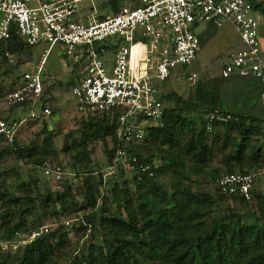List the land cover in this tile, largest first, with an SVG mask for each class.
<instances>
[{
	"label": "trees",
	"instance_id": "1",
	"mask_svg": "<svg viewBox=\"0 0 264 264\" xmlns=\"http://www.w3.org/2000/svg\"><path fill=\"white\" fill-rule=\"evenodd\" d=\"M247 1L252 11L259 10L264 15V9L255 0ZM108 4L115 9L113 0H108ZM28 48L16 36L10 37L3 47L17 59L13 64H9L6 58L0 61V65L7 66L0 75L10 76L6 91L0 88V100L15 87L20 75L16 71L18 56ZM221 83L222 78H207L205 81H197L196 78L192 87L196 89L194 99H182L174 93L159 95L161 127L146 128L142 141L132 145L130 150L138 163L148 166L152 175L148 177L147 173H142L139 180L133 175L135 197L127 189L112 185L113 209H110L105 196L99 195L98 187L106 186L101 175L86 174L80 178L79 201H75L64 178L58 182V190H45L44 193H39L35 181L31 185L22 182L18 188L19 197L8 191L2 180L0 264H56L54 256L67 245V232L62 225L54 231L40 234L13 252L1 248V243L11 242L15 233L33 230L29 218H56L55 204L62 216L70 206L73 212H83L78 230L92 236L101 234L100 243L89 244L84 254L73 255L68 264H264V221H260L264 220V215L260 213V217L263 216L260 218L255 211L235 209L222 214L219 210L225 199L239 205L255 199L257 204H261L255 188L248 202L238 197L226 198L218 193L216 178L211 192L207 193L204 188L192 187L186 171V165H193L203 172L215 155L219 156L226 173H247L253 168H264V119L223 111L219 99ZM42 84L40 105L45 106L52 87L46 82ZM170 101H174L175 107L165 106ZM18 107L3 110L4 118L7 120L14 116ZM201 111L228 114L229 119L224 123H212L210 134L205 132L204 119L195 118L192 125H185L183 112ZM95 117L81 122L77 131L79 141L74 148L63 147V151L70 153L71 166L80 171L89 161L86 143L102 142L106 148V164L113 149L120 145L115 135V116ZM70 137L71 133L65 135L67 139ZM253 137L261 144L251 145ZM53 138L51 129L43 121L42 128L27 143L15 146L14 150L0 145V156L6 155L39 168L43 162H50L51 157H55ZM150 148L160 155L156 166L150 163ZM122 173L125 172L118 169L114 177ZM99 200L101 204L98 206Z\"/></svg>",
	"mask_w": 264,
	"mask_h": 264
},
{
	"label": "built area",
	"instance_id": "2",
	"mask_svg": "<svg viewBox=\"0 0 264 264\" xmlns=\"http://www.w3.org/2000/svg\"><path fill=\"white\" fill-rule=\"evenodd\" d=\"M0 0V61L14 62L3 47L16 36L27 47L47 45L36 64L26 68L15 87L6 93L3 110L19 106L16 114L5 119L0 109V145H20L18 134L29 121L51 115L40 105L43 82L53 78L44 70L45 55L58 45L66 59L77 69L71 94L81 116L114 115L116 139L109 162L102 170V180L114 177L118 169L150 177L147 165L138 163L131 147L142 141L146 128L161 127L162 103L158 86L173 69H183L196 57L198 39L195 30L202 24L218 26L228 23L236 32L242 48L230 53L222 65L220 77L231 75L258 83L259 116L264 119V55L257 36V24L247 0ZM98 5V8H97ZM100 12L98 13V10ZM111 52V66L106 69L101 57ZM196 74L185 76L188 87H194ZM39 104V105H38ZM19 109L27 111L19 117ZM228 114L205 115V129L212 123H224ZM145 122H149L145 125ZM42 176L52 183L63 178L62 167L49 161L40 167ZM264 168L247 173H222L215 187L223 197L250 201L252 189ZM44 231V232H43ZM39 231L17 232L2 249L18 250L37 236Z\"/></svg>",
	"mask_w": 264,
	"mask_h": 264
},
{
	"label": "rangeland",
	"instance_id": "3",
	"mask_svg": "<svg viewBox=\"0 0 264 264\" xmlns=\"http://www.w3.org/2000/svg\"><path fill=\"white\" fill-rule=\"evenodd\" d=\"M255 3L259 4L264 9V0H255ZM99 12L100 9L98 10V13ZM253 18L257 24L258 39L260 40L261 45L264 46V15L259 10L253 11ZM195 33L198 39V51L196 57L183 69L176 68L171 71L170 77L163 84L158 86L159 95L163 93L175 94L176 91L182 99H194L196 89L188 87L184 80L185 76L191 73H196L197 81H205L207 78H218L221 80L219 76L220 70L222 65L227 61L229 54L242 48L236 32L228 23H221L218 26L202 24L198 26ZM46 48L47 45L45 44L29 47L25 53L18 56L19 64L16 71L21 74L26 68L36 64L40 59V56L44 54ZM110 53L111 52L108 51L101 57L106 69H109L111 66L112 57ZM13 59L16 60L17 57H14ZM45 60L44 70L53 78V80L47 84L51 85L52 89L48 93L49 100L45 104V107L49 108L53 113L47 119H43L40 117V109L37 107L35 109V114L37 115L38 120L29 121L24 128L20 129L18 138L20 139L21 144L27 143V141L33 139L35 134L42 128L43 121L46 123V126L51 129L54 135L53 150L55 157H51L50 162L52 164L58 163L61 165L64 173L63 178L68 181L71 192L75 196V201H79L80 198L77 197V193L81 183L80 178L86 176V174H91L95 177L101 175L102 177V170L107 162L106 148L103 146L102 142L98 140L86 143V151L89 154V161L85 164V168L80 171L71 166L70 153L63 151V147L74 148V145L79 141V134L77 131L81 122L96 117H83L78 112L76 101L71 94V88L74 84L73 76L77 67L72 65L69 59L65 58L58 45L53 46L47 55H45ZM6 67V65H0V72L6 70ZM71 70H74V73ZM9 82V74L0 75V88L2 91H6ZM165 106L168 108L175 107L174 101H170ZM0 109H4L3 101H0ZM26 114L27 111L25 110L17 112L19 117H24ZM205 115L206 111L194 113L183 112L182 114L185 120V125H192L195 118L203 120ZM250 116L259 117L257 113H254L253 115L250 114ZM148 124L149 122H145V125ZM218 130H220V128H218ZM205 132L206 134H210V129L205 130ZM67 133H71V137L68 139L65 138ZM250 144L258 145L261 144V141L253 137L250 139ZM141 153L144 154V151L141 150ZM148 154L150 156V163L153 166H156L159 163L160 155L153 148L148 149ZM256 169L257 168H253L248 171H254ZM186 171L190 176L192 187L194 188L198 186L204 188L207 193L211 192L214 179L220 174L225 173L224 167L219 162L218 155L214 156L207 169L203 172L199 171L197 167L193 165H186ZM2 180L8 191L13 193L15 197L21 196L18 188L22 182L31 185V183L35 181L39 193H44L45 190L53 192L58 190L60 186V184L52 183L50 180L44 178L39 168L35 169L31 165H25L22 161L7 157L6 155L0 156V186ZM161 180L164 181L166 179L162 178ZM105 181L106 186L102 188L99 186L98 192L99 195L103 194L105 196V200L109 204L110 209H113V206L115 205L111 202L110 192V189L114 184L119 188L123 187L127 189L130 195L135 197L133 174L125 172L116 177H105ZM208 181L213 182L206 185ZM255 191V194H258L261 197V204H257L255 199L243 205L225 199L219 208L220 213H227V211L235 209L240 212H242V210L249 212L255 211L258 217H260V213L264 215V175L258 177L255 184ZM97 204L99 206L101 200L97 201ZM55 209L58 215L56 218L43 217L38 220L30 218L28 220L34 227L32 231H39L41 228L45 227V233L54 231L58 226L62 225V229L67 232L65 240L67 245L62 252L57 256H54V259L56 264H68L69 259L73 255L79 256L81 253L84 254L89 244L96 242L100 243L101 234H99V236H92L90 233L87 234L86 232L83 233L81 230H78L83 214L82 211L73 212L71 210L72 207L70 206L68 209L69 211L62 216L57 204H55ZM97 209H99V207ZM262 215L261 217H263ZM243 219H246V217ZM260 221L262 222L264 220L260 219ZM3 244L4 243H1V245ZM7 249L13 252V249L8 247Z\"/></svg>",
	"mask_w": 264,
	"mask_h": 264
},
{
	"label": "crops",
	"instance_id": "4",
	"mask_svg": "<svg viewBox=\"0 0 264 264\" xmlns=\"http://www.w3.org/2000/svg\"><path fill=\"white\" fill-rule=\"evenodd\" d=\"M261 50L264 55V46L262 45ZM175 94L180 96L176 91ZM219 99L221 108L225 112L244 115H253L254 113L259 115L260 113L256 81L241 79L235 75L222 79Z\"/></svg>",
	"mask_w": 264,
	"mask_h": 264
}]
</instances>
